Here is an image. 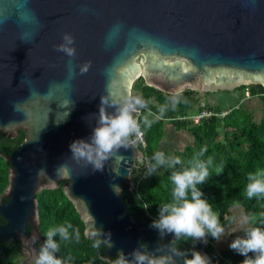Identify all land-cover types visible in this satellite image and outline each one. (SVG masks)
Wrapping results in <instances>:
<instances>
[{"label":"water","instance_id":"1","mask_svg":"<svg viewBox=\"0 0 264 264\" xmlns=\"http://www.w3.org/2000/svg\"><path fill=\"white\" fill-rule=\"evenodd\" d=\"M65 33L73 37L72 57L56 49ZM141 77L173 95L264 87V0H0V135L26 132L5 157L11 166L0 197V240L22 243L29 255L23 264L37 254L31 225L41 237L38 194L60 182L86 236L95 238L89 212L103 230L97 237L110 233L107 261L123 254L134 264L136 251L171 255L175 235L139 221L125 201L144 151L128 139L96 170L69 148L91 140L102 97L114 115L113 100L132 95ZM61 164L69 175L56 173ZM171 260L183 264L182 256Z\"/></svg>","mask_w":264,"mask_h":264},{"label":"trees","instance_id":"2","mask_svg":"<svg viewBox=\"0 0 264 264\" xmlns=\"http://www.w3.org/2000/svg\"><path fill=\"white\" fill-rule=\"evenodd\" d=\"M247 95V104L257 98L260 101L261 117L257 120V109L253 110L249 105H240L230 110H222L213 107L201 106V93L187 90L178 97L179 103L174 105L177 99L173 94L163 93L153 87L145 85L141 77L135 81L133 96H141L146 103L140 124L147 135V147L143 149L146 157L150 160V168L155 171L149 174L146 166H138L133 171V183L126 187L124 194L125 201L129 206L130 213L134 214L139 221L150 224L159 216L160 207L171 201L172 188L170 176L173 168H168L160 174L163 166H156L154 153L162 151V144L169 129L176 131H187L194 136V143L187 146L183 151H177L174 157H180L185 166L192 156L202 148H206L203 159L212 157L214 166L223 164V173L216 175L210 169V177L202 185H198L215 213L218 214L220 224L225 232L232 224L231 211L237 205L244 209L248 219L258 216V220L252 225L264 229V197L248 198L246 195L247 176L257 169L264 168V87L250 85L238 88ZM201 106V113L204 109L213 111L215 115L204 119L199 125L191 121L190 112ZM259 107V103H258ZM161 108H164L163 117L156 120L152 126L144 125V118L154 120ZM151 112V115H149ZM225 114V116H223ZM26 132L18 137L7 138L0 135V197L3 196L9 185L10 161L5 157L9 156L25 140ZM163 152V151H162ZM183 164H177L175 169H180ZM136 175V179L134 176ZM64 182L55 190H44L38 194V209L40 219L41 238L38 237L34 243L37 253L45 243L46 233L49 229L61 224H72L69 229L72 239L61 240L59 234L53 240L59 245V251L54 254L65 260L71 257V264H114L116 259L107 261V246L101 243L99 248L93 247L96 239H89L84 230L85 226L77 214L74 205L64 194ZM9 199L4 197L3 202ZM0 216V225L4 224ZM251 226V227H252ZM79 230L80 238L75 239V231ZM31 232V227H30ZM206 246V254L211 258V264H241L245 259L237 251L223 249L218 251L215 240L210 234ZM245 235V234H244ZM244 235L242 237H244ZM241 237V238H242ZM194 243L191 238L181 237ZM194 245V244H192ZM192 247V246H191ZM201 252V251H199ZM254 254L249 253L252 257ZM22 243L17 241L6 243L0 240V264H17V261L24 259Z\"/></svg>","mask_w":264,"mask_h":264},{"label":"clouds","instance_id":"3","mask_svg":"<svg viewBox=\"0 0 264 264\" xmlns=\"http://www.w3.org/2000/svg\"><path fill=\"white\" fill-rule=\"evenodd\" d=\"M63 43L56 46L57 51L65 53L72 57L75 55V49L71 47L73 37L65 33L62 37ZM88 64H84L80 71H88ZM183 89H178L174 96L177 99L174 105L179 103ZM111 95V94H109ZM116 107L114 115H108L103 105L109 103V97H102V106L99 112L97 126L93 130L91 140L77 139L70 143L69 148L72 158L75 160H85L93 165L96 170H102L104 161H106L115 150L121 146H126V141L133 134H139V124L134 117L140 108H145V100L141 96H133L130 93L121 97L118 101L113 100ZM165 109L161 108L159 115L154 120L144 118V125L151 127L152 124L163 117ZM151 115V112H149ZM206 148H202L195 153L185 166L180 157L169 158L162 151L154 153L156 166L167 165L174 170L171 172L172 199L170 202L163 204L159 210L158 219L152 222V227L158 229L161 235L172 233L176 239L180 237L191 238L195 240H204L206 242L207 234H210L215 240H220L225 233L224 227L220 224L217 213L212 209L208 200L198 185H202L210 177V169L215 171L216 175L223 173L224 165L217 164L214 166L212 157L203 159ZM177 164H183L180 169H175ZM155 171V167L149 169V174ZM56 173L58 175H69V169L66 164L58 166ZM246 195L248 198L264 197V168L257 169L247 176ZM248 221H245L247 223ZM254 218L252 223L254 224ZM88 231L92 237H101L102 229L95 226L94 217L88 213L87 217ZM72 224H61L51 228L46 233V241L41 246L38 255L35 258V264H66L65 260L58 258L54 253L59 251V245L53 240V237L59 234L61 240L69 241L72 239L69 229ZM80 238L79 230L75 231V239ZM110 233L104 239H96L93 247L99 248L101 243L111 247ZM229 247L237 251L245 259L241 264H264V229L260 227H249L246 229L242 238H236L231 241ZM249 253H253L252 257ZM175 254L183 257V264H211L210 258L197 250L191 251L189 257L186 252H180L172 249L171 255L155 254L146 255L142 251L133 253L134 264H172L171 256ZM71 257H68L67 264H71ZM114 264H129L123 254H120Z\"/></svg>","mask_w":264,"mask_h":264},{"label":"rangeland","instance_id":"4","mask_svg":"<svg viewBox=\"0 0 264 264\" xmlns=\"http://www.w3.org/2000/svg\"><path fill=\"white\" fill-rule=\"evenodd\" d=\"M133 95V92H132ZM247 95L241 90H234V91H218V92H211L207 94L201 93L200 101L201 106L203 107H213L219 108L222 110H230L233 107L246 105L247 104ZM259 103V107H258ZM249 105V103L247 104ZM201 106L196 107L194 110L190 112V117L198 116L201 113ZM249 107H252L253 110L257 109V120L261 117L260 111V101L257 98L253 99L250 102ZM207 110V109H204ZM194 143V136H192L187 131H176L174 128L169 129L165 140L162 144V151L168 156L170 159L173 158V154L177 151H183L187 146ZM169 167L167 165H163L162 169L160 170V174L167 170ZM136 179V175L134 176ZM232 217V224L229 225L226 229V232L221 237V239L216 243V248L218 251L223 249L229 248V245L232 240L236 238H241L246 229L253 225L252 220L256 222L258 220V216L252 217L248 219L244 214V209L242 206L237 205L231 211ZM245 221H248L245 223ZM254 222V223H255ZM26 259V258H25ZM23 259L17 261V264H23ZM30 264H35V260H32Z\"/></svg>","mask_w":264,"mask_h":264},{"label":"built area","instance_id":"5","mask_svg":"<svg viewBox=\"0 0 264 264\" xmlns=\"http://www.w3.org/2000/svg\"><path fill=\"white\" fill-rule=\"evenodd\" d=\"M144 108L138 109L135 113H133L134 117L137 119L139 124V134H133L129 137L130 143L132 145L139 146L142 150L147 147V135L145 130L142 129L140 124V119L143 115ZM215 115L213 111L204 110L202 113H200L198 116L191 117V121L195 124L199 125L204 119L211 118ZM225 116V114H223ZM146 166L148 169L150 168V160L146 155H144L140 160L135 164L136 167L140 166Z\"/></svg>","mask_w":264,"mask_h":264},{"label":"flooded vegetation","instance_id":"6","mask_svg":"<svg viewBox=\"0 0 264 264\" xmlns=\"http://www.w3.org/2000/svg\"><path fill=\"white\" fill-rule=\"evenodd\" d=\"M24 132V131H21V133ZM7 202V201H5ZM31 227V232L29 230V235H33L36 233V239L38 237H40V235L37 234V228H35L33 225L30 226ZM39 230H40V225H39ZM41 232V231H40ZM86 234V233H85ZM208 235L206 236V242L204 240H196L194 243H191L189 244L188 242H190L189 240H186V239H183V238H179V239H176V237H174L172 240H171V244L172 246L174 247V249H176L177 251H180V252H186L187 255L190 257L191 256V251L192 250H197V251H201L202 254L205 255V248L208 244V242L210 241V239H208ZM41 238V237H40ZM90 239V238H89ZM91 239H96L95 238H91ZM166 242L163 241L161 244H165ZM194 244V245H192ZM192 246V247H191ZM38 255L35 254L33 257H32V260H35L36 256ZM207 255V254H206ZM208 256V255H207ZM24 257L26 259L29 258V255H24ZM209 257V256H208ZM25 258L23 259L25 261ZM211 260V258H210Z\"/></svg>","mask_w":264,"mask_h":264}]
</instances>
